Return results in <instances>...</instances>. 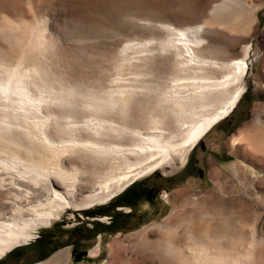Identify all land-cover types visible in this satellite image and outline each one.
<instances>
[{
	"label": "rangeland",
	"instance_id": "obj_1",
	"mask_svg": "<svg viewBox=\"0 0 264 264\" xmlns=\"http://www.w3.org/2000/svg\"><path fill=\"white\" fill-rule=\"evenodd\" d=\"M240 2L239 4L232 2L236 3L233 5L223 0H0V18L6 17L18 24L23 23L24 20H30L45 26L53 48L49 54L50 66L59 75L73 83L102 85L110 91L139 90L135 87L138 83L134 80L140 78L136 75L135 68L140 64H149L156 65L154 67L156 73L149 79L169 92L171 104L177 100L200 95H207V98L214 99L225 92L223 95L226 96L222 97L223 101L214 106L209 105L210 107L206 108L196 106L193 119H184L179 113L170 114L158 127L142 126L134 137L132 132V135L123 134L113 140L122 144L125 149L124 157L117 156L116 160L111 158L114 166L125 162L126 158L131 159L132 162L142 161L143 165L144 159L152 158L151 154L158 155V151L139 155L140 157L133 155L129 150L136 148L135 138L139 137L145 144H149L151 137H157L160 142H163L162 144H176L177 148L165 161L160 162L154 171L148 172L136 182L144 180L152 184L155 172H162L165 177L170 176L182 168L180 166L186 156L184 165L190 162L185 175L187 177L192 173L196 157L206 159L208 172L203 184L195 182L192 178H188L185 184L177 183L169 197L170 205L167 210H164L162 216L152 217L149 224L132 227L131 231L124 232L119 238L101 237L98 234L99 216L87 215L86 212L97 210L104 205L98 204L95 199L97 196L106 195L110 190L105 189L108 183L106 180L109 165L97 164L85 159L80 163L82 171L78 174L71 193L59 183L60 181H58L60 186H55L70 205L62 212H57L56 216H52L53 223L48 227L45 222L37 221L34 216L27 215L25 219L30 221L25 232L35 238L30 243L9 251L0 258V262L9 260V264L38 263L39 261L31 259V256L27 257L28 260L25 257L20 258L19 261L14 260L13 254L18 249L30 246L41 232L52 230L63 235L54 251L68 249L63 263L71 264L70 247L66 245L71 244V238L74 237L73 231L76 228L80 230L82 236L87 234L90 236L83 245V248L89 249V257H86L82 264H135L136 260L138 264L149 253L155 254L153 257L156 258L163 257V260L173 264L175 261L173 254L167 256L160 248V251L147 250L144 240L142 239L143 242L141 240L143 235L147 232L150 240H157L161 237L166 239L171 234L170 240L172 237V241L174 239L176 243L188 245L192 236L190 230L196 228L193 235L199 236L200 230L207 224L212 225L214 236L220 234L238 237L244 233L247 239L244 242H255L264 253V0H240ZM218 4L223 5L224 8L218 11L217 16L210 17L211 10L219 6ZM204 20L206 22L208 20V23H211L210 27H214L209 29L208 35L215 47L211 46L209 49L202 47V54L221 65L209 62L202 67L200 63L191 60L190 54H185L187 57L181 58L180 55H184L186 50L183 54L175 56L169 55V52L164 54L159 52L158 47L125 51V45L127 46L130 41L131 43L138 40L149 41L154 45L166 35L164 27L167 24L186 27L192 23L202 24ZM162 35L163 38H161ZM247 44H251V51L248 59L249 70L245 78L229 79V84L227 82V85L218 86L226 82L229 76V69L222 67V64L228 63L233 55H242ZM118 57H124L128 62V65L125 61L123 62L121 71L116 69ZM144 58H148L146 60L148 63ZM140 59L143 61L141 62ZM176 64L182 68L179 73L172 70ZM132 65L135 67L130 68ZM202 76L209 79H201ZM177 77L178 82L175 81ZM239 91H241V100L236 110L218 123L198 143L197 147L190 150V144L179 141L182 131H186L193 125L190 122L221 111ZM211 112L215 113L211 114ZM142 115L141 109L134 108L132 120L135 125L132 123L133 127L137 128V122H140ZM236 138H240L241 142L234 143ZM260 139L263 147L261 146L262 149L257 151L256 141ZM201 143H204L206 147L205 154L200 152ZM121 170L117 169L114 172V175L118 177L111 183L117 182L120 176L122 178L126 170ZM43 194L35 202L31 200L33 203L16 201L12 208L17 204L18 207L30 210L32 205H38L37 201L46 203L48 197H53V194L48 191ZM84 198H91L93 201L76 207L81 205ZM8 208L2 211L3 214L0 212V216L2 215L0 225L8 223L14 215L13 209ZM40 208L38 210H43ZM211 208L213 214L205 215V211ZM28 213L32 214L29 211ZM90 226L93 228L90 229ZM95 233L97 235L92 237ZM156 258H152L153 264H158L160 259L157 258L159 260L156 261Z\"/></svg>",
	"mask_w": 264,
	"mask_h": 264
},
{
	"label": "bare ground",
	"instance_id": "obj_2",
	"mask_svg": "<svg viewBox=\"0 0 264 264\" xmlns=\"http://www.w3.org/2000/svg\"><path fill=\"white\" fill-rule=\"evenodd\" d=\"M223 1L233 5L236 3L232 2L241 3L240 0ZM222 7L221 4L215 7L209 16L214 17ZM14 22L6 17L0 18V212L8 207L12 208L16 201L35 202L42 193L45 194L47 191L52 193L53 197H48L46 203L41 200L37 201L38 205H32L30 210L18 207L17 204L12 208L14 211L12 218L8 223L0 225V258L15 247L28 244L35 238L25 232L30 221L25 219L27 215L34 216L37 221L45 222L48 227L53 223L52 216H56L57 212H62L70 205L55 186H60L59 183H61L71 193L74 183L77 182L78 174H81L80 163L83 160L88 159L93 163L109 165L108 177L106 176L107 180H104L108 182L105 189L110 190L107 194L105 193L106 195L97 196L98 198L95 199L98 204H105L148 172L154 171L156 166L163 160L165 161L177 148L176 144H162L163 142H160L157 137H151L149 144H145L137 136L138 138L134 139L135 143L133 142L136 148L129 150L133 155L140 157L139 155L154 153V151H158V155L149 154L152 158L144 159L143 165L142 161L132 162L131 159L125 157L127 159L125 162L114 166L112 159L116 160L117 156L124 157L125 152L123 145L113 142L114 139L127 133L132 135V132L134 137L142 126L158 127L170 114L179 113L184 119H193L196 106L200 105L205 108L209 105L214 106L223 101L222 97H226L223 95L225 92H222V94L219 93L220 97L218 94V98L214 99L207 98V95H200L172 101L174 103L171 104L169 92L149 79L155 75L156 65L151 66L144 63L138 66L134 64L137 69L136 75L140 77L134 80L138 83L135 87L139 90L110 91L102 85L73 83L59 75L50 66L49 54L52 51V44L45 26L30 20H24L21 24ZM210 24L208 20L207 22L204 20L202 24L192 23L186 27L167 24L164 27L166 35L164 38L162 35L163 39H158L159 41L154 45L149 41L138 40L133 43L130 41L127 42L129 45L126 43L125 51L158 47L159 52L163 54L169 52V55L175 56L183 54L186 50L184 55H180L181 58L187 57L185 54H190L191 60L204 67V64L213 62L214 57L217 58L213 55L212 61L201 51L202 47L208 49L211 46L215 47L208 35L209 29L213 27H210ZM250 51L251 44H247L242 55H233L228 63L222 64V67L229 69V76L226 82L218 86H224L227 82L229 84V79L245 78L249 70ZM124 61L126 62L124 57H118L116 64L118 71H121ZM140 61L143 60L140 59ZM214 64L221 65L218 62ZM132 66L130 68L135 67ZM181 69L178 64L172 68L175 73H179ZM201 79L208 80L209 77L202 76ZM178 80L177 77L175 81L178 82ZM240 100L241 91L230 101L228 100L229 102L223 109L221 108V111L211 112V114L215 113L213 115H209L208 112L209 116L206 115L207 117L190 122L193 125L190 124L192 126L189 129L182 131L179 141L183 144H190V150L197 147L198 143L218 123L236 110ZM134 108L143 111L140 122H137V128L133 127L135 125L132 120ZM204 131L206 132L200 136ZM237 141L240 143L241 139L236 138L234 143ZM256 142L257 151H260L261 146L263 147L262 140ZM186 160L187 156L180 167L186 163ZM117 169L127 172L123 171L122 178L120 176L117 182L111 183L118 177L114 175ZM92 201L91 198H84L81 205H76V207L92 203ZM37 207L43 210H38ZM211 210L212 208L208 209L204 214L212 215ZM194 229L196 228L190 230L192 236H190L188 245L176 243L174 239L172 241V237L170 240V233H168L170 236L166 235V239L161 237L157 240H150L146 232L141 240H144L147 250H159L160 248L167 256L173 254L175 256L174 263L171 261L173 264H264V253L255 242L245 243L244 240L247 241V239L244 233L238 237L233 235L227 237L220 234L214 236L212 225L207 224L200 230L199 236H195L196 234L193 235ZM150 252L153 253V251ZM67 254L68 249L56 251L36 264H65L63 260L66 259ZM149 254L143 257V261H139L141 263H137L153 264L152 258H156L153 257L155 254ZM167 256L166 258L169 259ZM157 258L156 261L160 259L158 264H169L167 260L162 259L163 257Z\"/></svg>",
	"mask_w": 264,
	"mask_h": 264
},
{
	"label": "flooded vegetation",
	"instance_id": "obj_3",
	"mask_svg": "<svg viewBox=\"0 0 264 264\" xmlns=\"http://www.w3.org/2000/svg\"><path fill=\"white\" fill-rule=\"evenodd\" d=\"M199 149L201 153H206L204 143L199 145ZM224 154L227 155L225 151ZM189 165L190 162L168 177H165L162 172H155L152 184L144 180L135 182L97 210L86 212L87 215L99 216L98 234L101 237L119 238L124 232L131 231L132 227L149 224L152 217L162 216L164 210H167L170 205L169 197L177 183L182 185L188 178H192L195 182L203 184L207 178L208 165L204 157L201 159L196 157L192 173L185 177ZM156 182H158L157 185ZM92 228L93 226H90V229ZM96 235L95 233L92 237ZM73 236L71 244L66 245L70 247L71 264H82L84 259L89 257V249L83 248V245L90 236L88 234L82 236L78 228L73 231ZM62 237L63 235L52 230L41 232L30 246L18 249L13 254L14 260L19 261L22 257L28 260L27 257L31 256V259L40 262L57 248ZM0 264H9V260H3Z\"/></svg>",
	"mask_w": 264,
	"mask_h": 264
},
{
	"label": "water",
	"instance_id": "obj_4",
	"mask_svg": "<svg viewBox=\"0 0 264 264\" xmlns=\"http://www.w3.org/2000/svg\"><path fill=\"white\" fill-rule=\"evenodd\" d=\"M54 252H55V251L51 252L46 258H48L49 256H51ZM46 258H45V259H46Z\"/></svg>",
	"mask_w": 264,
	"mask_h": 264
},
{
	"label": "snow or ice",
	"instance_id": "obj_5",
	"mask_svg": "<svg viewBox=\"0 0 264 264\" xmlns=\"http://www.w3.org/2000/svg\"><path fill=\"white\" fill-rule=\"evenodd\" d=\"M237 63H239V61H237Z\"/></svg>",
	"mask_w": 264,
	"mask_h": 264
}]
</instances>
